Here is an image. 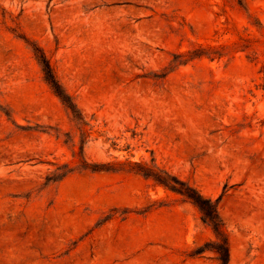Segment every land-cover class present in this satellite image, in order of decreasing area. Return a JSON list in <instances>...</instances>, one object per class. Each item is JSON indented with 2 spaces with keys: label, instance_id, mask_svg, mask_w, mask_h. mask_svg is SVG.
<instances>
[{
  "label": "rangeland",
  "instance_id": "obj_1",
  "mask_svg": "<svg viewBox=\"0 0 264 264\" xmlns=\"http://www.w3.org/2000/svg\"><path fill=\"white\" fill-rule=\"evenodd\" d=\"M136 164L215 202L227 264H264V0H0V264H218Z\"/></svg>",
  "mask_w": 264,
  "mask_h": 264
},
{
  "label": "trees",
  "instance_id": "obj_2",
  "mask_svg": "<svg viewBox=\"0 0 264 264\" xmlns=\"http://www.w3.org/2000/svg\"><path fill=\"white\" fill-rule=\"evenodd\" d=\"M33 53L35 55L37 63L41 68V72L45 81L50 86L55 96L61 101L66 109L74 117H76L77 109L74 103L56 80L52 69L43 53L38 48H33ZM136 167L139 174L146 178H151L156 184L166 188L171 192L181 195L198 209L203 219L210 225L216 238V241L212 242L211 244L209 243L210 245L208 246V248L215 253L218 264H227V242L226 238L222 234V224L217 214L215 202L211 201L209 198L202 196L197 190L179 180L175 176L167 173L166 171H154L142 164H136ZM90 169L92 171L100 170L95 166H91ZM203 249H206V247H204ZM202 251L203 250H201L200 252Z\"/></svg>",
  "mask_w": 264,
  "mask_h": 264
}]
</instances>
